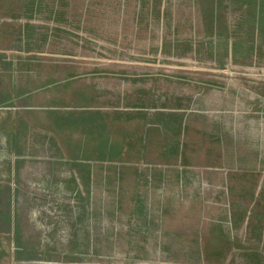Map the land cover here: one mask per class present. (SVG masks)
Masks as SVG:
<instances>
[{
  "label": "rangeland",
  "instance_id": "1",
  "mask_svg": "<svg viewBox=\"0 0 264 264\" xmlns=\"http://www.w3.org/2000/svg\"><path fill=\"white\" fill-rule=\"evenodd\" d=\"M214 7V0H0V264L264 262L252 242L258 214H244L234 239L217 222L228 201L237 223L251 196L264 194V103L252 113L256 122L241 123L252 112L247 100L212 91L201 102L207 79L211 90L264 91V54H225L209 19ZM57 79L66 89L78 80L113 102L142 89L175 99L181 141L194 156L188 165L80 171L90 163L65 154L52 131L18 121L39 114L40 92Z\"/></svg>",
  "mask_w": 264,
  "mask_h": 264
},
{
  "label": "crops",
  "instance_id": "2",
  "mask_svg": "<svg viewBox=\"0 0 264 264\" xmlns=\"http://www.w3.org/2000/svg\"><path fill=\"white\" fill-rule=\"evenodd\" d=\"M214 1L216 8L210 12L209 19L211 26L218 30L217 43L224 47V53H229V57L233 56L235 59H247L252 54H264V0ZM235 6L242 8L236 10ZM228 14H231L230 17ZM227 19L234 21L232 28ZM241 25L246 29L241 31ZM71 83L72 85L66 89L64 79L47 82L48 88L40 92L39 114L34 111L25 112L18 121L24 119L25 123H41L46 130L52 131L65 154L82 163H90L84 166L80 164V171H94L97 176L98 171L106 165L110 166L111 170L115 168L118 171L120 169L131 171L135 170L133 168L139 166L140 162L186 163L189 161L188 156H194L193 146L186 143L184 147L182 144L181 139L185 131L182 132L181 123L177 122L180 120L174 113L177 109L175 99L168 97L162 102L158 95L142 89L121 99L120 102H113L104 99L90 85L89 88L82 87L78 80ZM206 85V90L202 89L201 102L209 101L213 92L224 100L226 97L230 99L229 101L247 100V109L252 112L241 115L239 121L248 123L250 120L256 122L259 119L260 116L252 113H255L261 102L264 103V91L258 93L247 87L236 86L224 89L222 87L221 91L214 88L211 90L208 86L214 84L208 79ZM21 97L22 94L18 95V98ZM33 105L34 103L21 106L32 108ZM238 106L244 107L239 103ZM4 108L0 104V124L4 121L2 116ZM201 137L207 139L210 138V134L202 129ZM208 148V144L202 142L201 149L204 151L200 154H206ZM1 195L0 190V197ZM260 197L252 195L243 205L242 216L237 223L232 213V204L235 200L228 201L222 217L217 222L222 232L234 239L244 214L248 212L258 214L259 220L253 229L252 242L255 246L254 251H258L264 259V194ZM18 228L17 226L15 230L16 235H19Z\"/></svg>",
  "mask_w": 264,
  "mask_h": 264
},
{
  "label": "built area",
  "instance_id": "3",
  "mask_svg": "<svg viewBox=\"0 0 264 264\" xmlns=\"http://www.w3.org/2000/svg\"><path fill=\"white\" fill-rule=\"evenodd\" d=\"M247 221V220H246Z\"/></svg>",
  "mask_w": 264,
  "mask_h": 264
}]
</instances>
